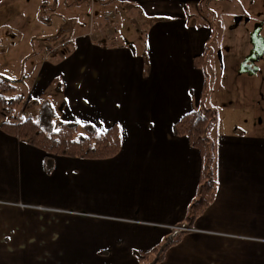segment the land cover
<instances>
[{
	"label": "crops",
	"instance_id": "obj_1",
	"mask_svg": "<svg viewBox=\"0 0 264 264\" xmlns=\"http://www.w3.org/2000/svg\"><path fill=\"white\" fill-rule=\"evenodd\" d=\"M203 4L0 0V77L26 89L16 119L48 102L63 123L117 124L122 141L112 159L55 157L47 172L43 151L0 129V264H143L137 251L185 227L201 158L172 127L205 104ZM215 155L214 202L160 264H264V138L218 134Z\"/></svg>",
	"mask_w": 264,
	"mask_h": 264
},
{
	"label": "trees",
	"instance_id": "obj_2",
	"mask_svg": "<svg viewBox=\"0 0 264 264\" xmlns=\"http://www.w3.org/2000/svg\"><path fill=\"white\" fill-rule=\"evenodd\" d=\"M59 36L61 35L56 36V39ZM208 50L205 48L204 53L194 59L195 66L203 71ZM17 82L0 77V129L43 151L47 157V172H51L55 157L106 160L119 154L122 141L117 124H113L106 131H101L90 124L62 123L59 129L55 130V112L48 102L39 103L37 120L32 118L17 120L14 114L23 101V97L16 96ZM216 124L215 111L207 108L202 101L198 110L188 113L172 127L174 135L187 138L190 146L199 152L201 158L199 182L195 197L186 210L185 228H192L198 217L216 198L217 181L214 170L216 155L212 135ZM184 234L186 231L174 230L163 243L149 251H137L135 255L143 264H160L165 259L167 251L179 243Z\"/></svg>",
	"mask_w": 264,
	"mask_h": 264
},
{
	"label": "rangeland",
	"instance_id": "obj_3",
	"mask_svg": "<svg viewBox=\"0 0 264 264\" xmlns=\"http://www.w3.org/2000/svg\"><path fill=\"white\" fill-rule=\"evenodd\" d=\"M202 9V12L197 10L195 13L207 18L200 19V22L213 32L208 42L209 55L204 66L207 74L205 105L213 109L217 117L213 130L215 142L218 134L232 135L235 131L249 137L264 138V59L258 63L257 74L251 76L239 72L250 50V30L255 24L264 23V0H204ZM129 27L138 30V35L130 34L126 38L139 47L141 25L133 22ZM112 34L109 36L112 37ZM262 35L264 37V29ZM116 39L118 40H113L115 44L125 41L121 35ZM66 44L67 41L60 42L54 48L61 49L67 47ZM68 50L71 48L60 52L67 53ZM16 96H26V89L19 86ZM23 108L24 105H20L14 116L18 117ZM34 109L31 106L24 118L37 120L39 113H34ZM62 123V117L57 114L54 119L55 130Z\"/></svg>",
	"mask_w": 264,
	"mask_h": 264
},
{
	"label": "flooded vegetation",
	"instance_id": "obj_4",
	"mask_svg": "<svg viewBox=\"0 0 264 264\" xmlns=\"http://www.w3.org/2000/svg\"><path fill=\"white\" fill-rule=\"evenodd\" d=\"M256 29L258 33L254 35L253 40H252V34L254 33ZM263 29H264V23L259 22L255 24L253 28L250 30V33H249L250 50L243 61L244 63L246 58H250V60L254 61L252 65L253 67L257 68L256 74L259 71L258 63L261 62L262 59H264V37L262 35ZM245 69H248L251 72L253 71V69L249 68L248 65H245Z\"/></svg>",
	"mask_w": 264,
	"mask_h": 264
},
{
	"label": "water",
	"instance_id": "obj_5",
	"mask_svg": "<svg viewBox=\"0 0 264 264\" xmlns=\"http://www.w3.org/2000/svg\"><path fill=\"white\" fill-rule=\"evenodd\" d=\"M257 33H258V31L256 29L254 31V33L252 34V40H253L254 35ZM253 63H254V61L250 60V58H246L245 62L240 67V71H239L240 74L245 73V74H249V75H255L257 68L253 67V65H252ZM245 65H248V67L253 69V71L251 72L250 70L245 69Z\"/></svg>",
	"mask_w": 264,
	"mask_h": 264
},
{
	"label": "built area",
	"instance_id": "obj_6",
	"mask_svg": "<svg viewBox=\"0 0 264 264\" xmlns=\"http://www.w3.org/2000/svg\"><path fill=\"white\" fill-rule=\"evenodd\" d=\"M115 17V15H114V13L113 12H108V13H106V18L107 19H110V18H114ZM69 42H67V44H68ZM66 44V45H67ZM63 45H65V44H63ZM57 50V48H54V47H50L49 49H48V53L49 54H52L53 52H55ZM179 230H181V231H188V230H190L189 228H185V227H180L179 228Z\"/></svg>",
	"mask_w": 264,
	"mask_h": 264
}]
</instances>
